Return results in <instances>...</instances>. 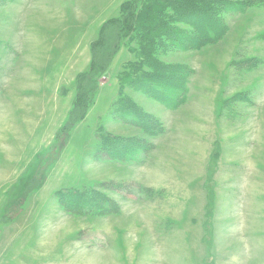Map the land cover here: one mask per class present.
<instances>
[{
	"label": "rangeland",
	"instance_id": "rangeland-1",
	"mask_svg": "<svg viewBox=\"0 0 264 264\" xmlns=\"http://www.w3.org/2000/svg\"><path fill=\"white\" fill-rule=\"evenodd\" d=\"M149 2L0 0V264H264V0H211L220 42L156 50L172 101L133 68Z\"/></svg>",
	"mask_w": 264,
	"mask_h": 264
},
{
	"label": "trees",
	"instance_id": "trees-1",
	"mask_svg": "<svg viewBox=\"0 0 264 264\" xmlns=\"http://www.w3.org/2000/svg\"><path fill=\"white\" fill-rule=\"evenodd\" d=\"M149 3L153 6L152 10L154 11L153 13H155V16H151V14L149 13L148 17H153L154 19L158 18L160 19V21L156 22L157 26L155 28H151L147 23L142 24L141 30L145 31V36H141V39L146 42L142 45V54L141 52L139 54L135 51L136 55L139 54L137 60L141 58V63H139L140 65H133V68L135 73H141V76H138V87L144 89L148 88L149 90L152 89L153 93L159 92L162 94H166L167 88L163 87V85L168 84L169 86H172L171 84H173L176 78H178L176 73L177 70L175 66L166 64L161 60H158L159 55L156 50L160 48L161 51H164V49L168 47V40H173L174 44L172 43L170 45L181 44L179 45L180 48L185 47L190 49L192 48L193 50L197 51L202 50V48H204L205 46L217 44L218 42H220L225 37L227 30L221 23L216 22V20H214V16L210 14L207 9H205V7L211 6V0H150ZM234 6L236 5H232L231 8H235ZM241 8H244L245 10L247 6L242 4ZM135 11L136 10L134 9V11L130 14L124 13L123 20L119 23V27L121 29H124L125 25L131 24L129 17L135 18ZM145 12H147L146 8ZM185 19H189L192 23L189 24H191V26L195 28L194 33L191 34V32H189L187 34L176 28H172L169 25L171 22H176V24L184 22L183 20ZM156 30H159L158 36L155 35ZM122 32L123 31H120V33ZM124 32L126 31L124 30ZM94 47L96 49V47H98V44ZM93 54V57L96 59L95 51H93ZM107 57L108 56L101 57L99 59V62L97 59L96 61H93L92 67L93 70L95 69V74L100 75V73L106 67H108V65L104 63ZM135 86H137L136 83ZM169 94L170 93H167L168 96ZM86 97L87 96H84L83 99H85ZM172 99L173 97H168L169 101H172ZM181 99L182 96L176 99L179 104L182 102ZM123 103L126 104V106L130 105L128 104L127 100H124ZM83 104L85 105L84 102H82V105ZM130 108L136 110L135 107L130 106ZM119 117L123 119L124 123H127L126 121H131L132 117H135V123L139 122L137 113H135L134 111L131 112L128 109H124L123 107L120 108ZM117 146L119 147L117 142H115L113 144V147ZM130 151L131 150H128L127 152Z\"/></svg>",
	"mask_w": 264,
	"mask_h": 264
}]
</instances>
